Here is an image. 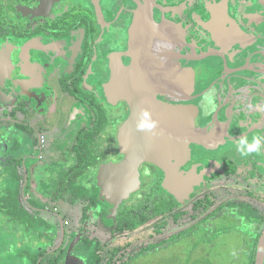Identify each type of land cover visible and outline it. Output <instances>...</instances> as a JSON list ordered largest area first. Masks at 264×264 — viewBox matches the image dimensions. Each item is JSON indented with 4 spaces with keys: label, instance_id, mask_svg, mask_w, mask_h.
Returning <instances> with one entry per match:
<instances>
[{
    "label": "flooded vegetation",
    "instance_id": "1",
    "mask_svg": "<svg viewBox=\"0 0 264 264\" xmlns=\"http://www.w3.org/2000/svg\"><path fill=\"white\" fill-rule=\"evenodd\" d=\"M140 52L153 70L120 73ZM182 68L208 145L168 173L141 164L137 189L108 203L132 111L107 87L169 102ZM224 238L240 242L231 264H264V0H0V264H181L171 243Z\"/></svg>",
    "mask_w": 264,
    "mask_h": 264
},
{
    "label": "water",
    "instance_id": "2",
    "mask_svg": "<svg viewBox=\"0 0 264 264\" xmlns=\"http://www.w3.org/2000/svg\"><path fill=\"white\" fill-rule=\"evenodd\" d=\"M141 25H149L151 31L155 24L151 18L140 16L136 26ZM142 44H144L142 38L137 37L132 41L134 48H143ZM143 55L152 56L151 49L149 48ZM150 62L143 61L140 52L135 57L133 65L127 70H120V73L131 75L151 71L153 69ZM166 71H169L168 68ZM194 83L192 70L182 68L176 91L171 93L169 102L159 101L153 93L145 91V86H141L140 92L133 89L129 92L124 86L119 94L114 93L118 87L116 80L107 87L109 100L114 98L125 100L130 104L132 113L119 129L118 146L123 159L102 178V197L105 201L117 207L137 189L140 184L141 164L153 163L168 173L173 160L176 163H183L189 158L191 143L208 145L209 139L206 134H202L195 127L196 109L185 104L192 98ZM179 100L181 104L172 103ZM188 178L189 175L182 180L187 189L190 188Z\"/></svg>",
    "mask_w": 264,
    "mask_h": 264
},
{
    "label": "rangeland",
    "instance_id": "3",
    "mask_svg": "<svg viewBox=\"0 0 264 264\" xmlns=\"http://www.w3.org/2000/svg\"><path fill=\"white\" fill-rule=\"evenodd\" d=\"M256 133L253 134L255 136ZM246 146V144H245ZM234 156V155H233ZM236 158V156H234ZM244 194V193H242ZM244 226V225H243ZM244 228V227H243ZM224 238L217 242V244L213 245L206 251H190L189 244H182L181 246L170 244V248L164 253V257L166 259L172 256H177L180 259L181 264H188L190 262L189 255L187 253H201L208 256L209 259L213 261L215 264H231L232 261H228L231 258V252L235 250L240 242L234 239ZM235 241V242H234ZM234 242V244H233ZM234 248V249H233ZM227 262V263H226Z\"/></svg>",
    "mask_w": 264,
    "mask_h": 264
},
{
    "label": "clouds",
    "instance_id": "4",
    "mask_svg": "<svg viewBox=\"0 0 264 264\" xmlns=\"http://www.w3.org/2000/svg\"><path fill=\"white\" fill-rule=\"evenodd\" d=\"M245 143H246L245 141H242V144L245 145ZM247 147H248V151H250V152L259 150L260 149V140L259 139L254 140L253 144L248 145Z\"/></svg>",
    "mask_w": 264,
    "mask_h": 264
}]
</instances>
